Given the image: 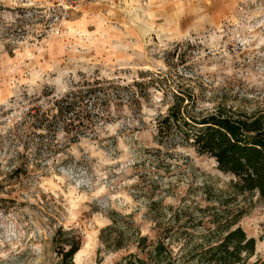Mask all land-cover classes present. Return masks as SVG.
I'll list each match as a JSON object with an SVG mask.
<instances>
[{
    "label": "rangeland",
    "instance_id": "obj_1",
    "mask_svg": "<svg viewBox=\"0 0 264 264\" xmlns=\"http://www.w3.org/2000/svg\"><path fill=\"white\" fill-rule=\"evenodd\" d=\"M145 70L189 85L207 111L264 115V0H0V264H58V226L83 235L74 264H116L134 248L100 242L112 214L151 241L172 227L176 264L218 236L203 237L212 215L236 218L255 239L246 264L264 261V201L206 154L159 150L158 91L137 111L111 106L94 137L58 134L53 155L31 149L21 125L30 108L83 78L125 83Z\"/></svg>",
    "mask_w": 264,
    "mask_h": 264
},
{
    "label": "trees",
    "instance_id": "obj_2",
    "mask_svg": "<svg viewBox=\"0 0 264 264\" xmlns=\"http://www.w3.org/2000/svg\"><path fill=\"white\" fill-rule=\"evenodd\" d=\"M151 91L160 92L167 104L166 112L157 118L155 142L159 150L173 151L184 146L206 154L215 160L220 171L236 178L233 187L237 191H256L264 201V115L245 114L219 104L207 111L189 85L176 82L166 72L140 71L138 77L125 83L119 78L98 75L83 78L50 100L48 107L30 108L21 125L26 136L30 135V147L35 154L44 151L53 155L59 152L58 134H63L68 144L94 137L98 125L112 120L111 106L140 110L142 102L151 99ZM211 217L212 229L207 228L203 237L209 239L213 233L218 236L205 241L207 244L198 255L193 254V248L184 252L189 258L187 264H246V259L254 253L255 239L247 237L240 226L233 227L236 218L223 221ZM123 219L110 215V223L99 232L100 242L110 251L134 248L116 264L179 261L171 243L165 239L172 227L166 229L165 236L160 234L151 241L139 230L131 231ZM52 238L58 264H74L73 256L82 245V233L76 228L58 226ZM182 250L185 246L179 247ZM259 261L252 264H264Z\"/></svg>",
    "mask_w": 264,
    "mask_h": 264
}]
</instances>
